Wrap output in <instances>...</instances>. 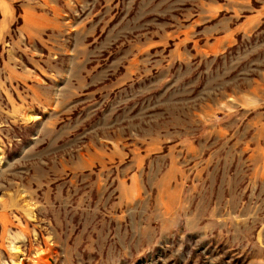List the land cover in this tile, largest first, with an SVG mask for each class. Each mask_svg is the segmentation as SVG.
Here are the masks:
<instances>
[{
    "label": "rangeland",
    "instance_id": "1",
    "mask_svg": "<svg viewBox=\"0 0 264 264\" xmlns=\"http://www.w3.org/2000/svg\"><path fill=\"white\" fill-rule=\"evenodd\" d=\"M0 264H264V0H0Z\"/></svg>",
    "mask_w": 264,
    "mask_h": 264
},
{
    "label": "crops",
    "instance_id": "2",
    "mask_svg": "<svg viewBox=\"0 0 264 264\" xmlns=\"http://www.w3.org/2000/svg\"><path fill=\"white\" fill-rule=\"evenodd\" d=\"M32 18H34V20L31 19V22L30 24H28V30H30L31 27H34V31L35 32H42V26H41V23L38 22V21H41L43 22L44 21V17L43 16H37L38 14H30ZM33 15V16H32ZM27 27V25H26Z\"/></svg>",
    "mask_w": 264,
    "mask_h": 264
}]
</instances>
